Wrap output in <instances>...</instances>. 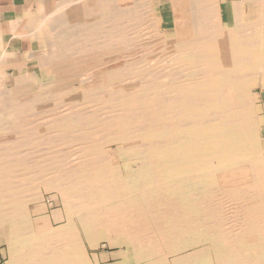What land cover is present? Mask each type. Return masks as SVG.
I'll list each match as a JSON object with an SVG mask.
<instances>
[{"label": "bare ground", "instance_id": "obj_1", "mask_svg": "<svg viewBox=\"0 0 264 264\" xmlns=\"http://www.w3.org/2000/svg\"><path fill=\"white\" fill-rule=\"evenodd\" d=\"M221 1L43 0L41 77L0 91V264H264V0Z\"/></svg>", "mask_w": 264, "mask_h": 264}, {"label": "crops", "instance_id": "obj_2", "mask_svg": "<svg viewBox=\"0 0 264 264\" xmlns=\"http://www.w3.org/2000/svg\"><path fill=\"white\" fill-rule=\"evenodd\" d=\"M40 1L0 0V63L2 64L0 66L7 64L4 66L5 69L3 67L0 69V73H3L0 74V81L4 87L8 86L9 83L15 85L20 76L31 75L37 71L36 67L39 64L35 55L41 50L40 27L38 24L46 8L43 0L39 4ZM151 1L160 2V0ZM231 3L232 0H223L219 4L222 21L225 23H231L233 20V6ZM38 4L39 15L37 14ZM163 4L166 3H159L156 6H162ZM21 30L26 32L24 31L23 34Z\"/></svg>", "mask_w": 264, "mask_h": 264}, {"label": "rangeland", "instance_id": "obj_3", "mask_svg": "<svg viewBox=\"0 0 264 264\" xmlns=\"http://www.w3.org/2000/svg\"><path fill=\"white\" fill-rule=\"evenodd\" d=\"M122 1V0H121ZM124 1V4H127L128 3V0L127 1H125V0H123ZM42 2V0L39 2V4ZM168 2V0H160V2H152L151 1V3H152V5H154V6H156L157 4H159V3H167ZM39 4H38V10H37V14L39 15V13H40V10H39ZM170 20V16H168V17H162V23L164 22H168ZM162 33H163V36L164 37H166V38H169L170 37V35L172 34V29H163L162 30ZM37 71L35 72V73H33V74H36V76L37 77H41V74H40V66L39 65H37ZM38 83V84H37ZM37 83H36V85H38L39 86V84L42 86L41 88H39V92H40V90L42 91L43 90V88H45V87H47V86H49V84H47V82H44V81H42L41 83L40 82H38L37 81ZM2 84V82L0 81V89H1V87L3 88V89H1L0 91H4V92H6L8 89V91H10L11 90V92H12V90H15L16 89V87H17V81H16V84L15 85H13V83H9L8 84V86H6V87H4L3 86V84ZM47 85V86H46ZM44 86V87H43ZM37 91V90H36ZM38 92V91H37ZM262 100H264V93H263V95H262ZM264 130V129H263ZM26 155V157H27V153H25ZM27 159V158H26ZM101 250H102V252L105 254V257L108 255V254H112V253H114L115 251H117V249H114L113 248V246L112 245H108V247H105V248H102V249H99V250H97V253L98 254H100V253H102L101 252ZM1 261L3 262V260L1 259Z\"/></svg>", "mask_w": 264, "mask_h": 264}]
</instances>
